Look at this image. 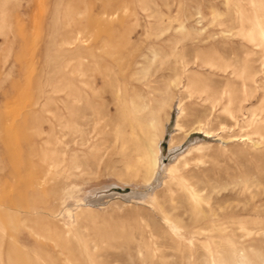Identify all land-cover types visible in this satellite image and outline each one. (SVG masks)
Here are the masks:
<instances>
[{
	"label": "rangeland",
	"instance_id": "374dc122",
	"mask_svg": "<svg viewBox=\"0 0 264 264\" xmlns=\"http://www.w3.org/2000/svg\"><path fill=\"white\" fill-rule=\"evenodd\" d=\"M0 264H264V0H0Z\"/></svg>",
	"mask_w": 264,
	"mask_h": 264
},
{
	"label": "bare ground",
	"instance_id": "6f19581e",
	"mask_svg": "<svg viewBox=\"0 0 264 264\" xmlns=\"http://www.w3.org/2000/svg\"><path fill=\"white\" fill-rule=\"evenodd\" d=\"M160 162V161H159ZM159 164V163H158ZM162 166V165H161ZM166 167V165L162 166V169H164Z\"/></svg>",
	"mask_w": 264,
	"mask_h": 264
}]
</instances>
